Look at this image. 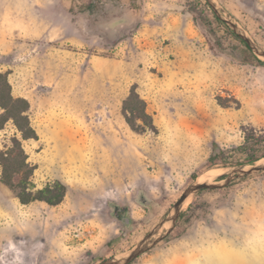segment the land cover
Segmentation results:
<instances>
[{
	"label": "rangeland",
	"instance_id": "374dc122",
	"mask_svg": "<svg viewBox=\"0 0 264 264\" xmlns=\"http://www.w3.org/2000/svg\"><path fill=\"white\" fill-rule=\"evenodd\" d=\"M214 1L264 49V0ZM217 17L208 0H0V72L37 135L9 121L0 149L17 137L37 189L67 190L57 205L23 203L0 164V264L128 254L199 177L246 164V136L264 162V59ZM133 86L156 130L126 122ZM129 264H264V171L190 195Z\"/></svg>",
	"mask_w": 264,
	"mask_h": 264
},
{
	"label": "trees",
	"instance_id": "16d2710c",
	"mask_svg": "<svg viewBox=\"0 0 264 264\" xmlns=\"http://www.w3.org/2000/svg\"><path fill=\"white\" fill-rule=\"evenodd\" d=\"M220 21V19L217 17ZM235 36L239 38L236 34ZM250 50L248 44L239 38ZM253 53V52H252ZM254 58H257L253 54ZM30 102L25 97H17L13 94L12 85L6 73L0 72V129L12 121L24 139L35 138L36 131L33 128L30 117ZM122 112L129 126L137 132H145L147 129L156 130L152 115L147 111V103L133 86L130 93L123 101ZM260 137L256 141H260ZM250 137L246 136L243 145L237 148L245 153V163H255L263 156L256 154V149ZM0 164L2 166L1 181L16 192L23 203L34 200L45 201L51 205L61 203L66 195V186L59 180L48 183L43 188L37 189L32 180L34 167L28 161V154L22 141L13 137L12 144L5 149H0Z\"/></svg>",
	"mask_w": 264,
	"mask_h": 264
},
{
	"label": "water",
	"instance_id": "95a60500",
	"mask_svg": "<svg viewBox=\"0 0 264 264\" xmlns=\"http://www.w3.org/2000/svg\"><path fill=\"white\" fill-rule=\"evenodd\" d=\"M209 4L212 6L213 10L216 12L217 16L222 19L226 24L229 25V27L241 38L243 39L248 46L252 49V51L262 56L264 59V49H262L256 42H254L246 33L245 31L237 25L233 20L223 17L221 14L222 8L219 7V5L214 0H208ZM260 171H264V162L263 163H246L241 164L238 167H235L231 169L228 173L225 179L218 181V182H199L195 181L189 187L184 191L180 199L175 203L174 209L172 214L165 220H163L161 223L158 224V226L147 235L145 240L140 243L134 250H132L130 253L121 255V256H112L110 258H107L103 260L100 264H129L132 261H134L136 258H138L140 255L148 251L150 248H152L157 242L163 240L175 227L176 222L181 214V211L183 209V206L185 204L186 199L203 189H214V188H223L229 185L234 179L256 174ZM168 222H171V225L169 228L159 235L158 237H155L158 232L165 226Z\"/></svg>",
	"mask_w": 264,
	"mask_h": 264
},
{
	"label": "bare ground",
	"instance_id": "6f19581e",
	"mask_svg": "<svg viewBox=\"0 0 264 264\" xmlns=\"http://www.w3.org/2000/svg\"><path fill=\"white\" fill-rule=\"evenodd\" d=\"M259 163H262V162L260 161V162H258L257 164H259ZM225 170H226V168H221V169H211V170L208 172L207 175H203V176L199 177L197 181H199V182H208V180H209V181L212 180V178H213L214 176L217 175V173H218L217 171H221V173H223ZM223 174H224V173H223ZM210 177H211V178H210ZM214 178H215V177H214ZM188 200H189V197L186 199V201H185V205L187 204ZM166 225H168V223H167Z\"/></svg>",
	"mask_w": 264,
	"mask_h": 264
}]
</instances>
